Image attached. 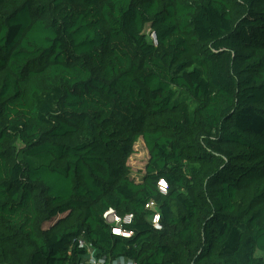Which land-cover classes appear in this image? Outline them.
I'll return each instance as SVG.
<instances>
[{"label":"trees","instance_id":"trees-1","mask_svg":"<svg viewBox=\"0 0 264 264\" xmlns=\"http://www.w3.org/2000/svg\"><path fill=\"white\" fill-rule=\"evenodd\" d=\"M80 239L264 264V0H0V264H87Z\"/></svg>","mask_w":264,"mask_h":264},{"label":"built area","instance_id":"built-area-1","mask_svg":"<svg viewBox=\"0 0 264 264\" xmlns=\"http://www.w3.org/2000/svg\"><path fill=\"white\" fill-rule=\"evenodd\" d=\"M152 39L155 41L154 34L151 33ZM159 187L162 192L165 191L166 183L164 180H160L158 182ZM147 208H151L153 210V213L151 215V224L154 227V229H160V215L157 211L156 204L154 201H150L146 204ZM103 218L107 223H109L112 226V232L116 234H120L125 237H129L132 234V231L130 229L125 228L126 224H129L132 221L133 215L131 213H127L125 215H119L114 208H108L103 213ZM80 246H84L87 249V253L85 255L87 259V264H105V260L101 257H97L94 255V251L92 249V246L89 243H86L84 240L80 239L79 241ZM129 261L125 264H136L134 260L128 259ZM112 264V262L110 263Z\"/></svg>","mask_w":264,"mask_h":264},{"label":"rangeland","instance_id":"rangeland-1","mask_svg":"<svg viewBox=\"0 0 264 264\" xmlns=\"http://www.w3.org/2000/svg\"><path fill=\"white\" fill-rule=\"evenodd\" d=\"M146 32L151 35L150 28H146ZM149 159V152L147 147L145 146L142 138H139L134 146V152L128 159V164L130 166L131 176L135 180H140L143 173L144 168ZM255 255L261 256L264 259V250L256 249ZM127 258L120 257L117 259V262L120 264L121 262H128Z\"/></svg>","mask_w":264,"mask_h":264},{"label":"crops","instance_id":"crops-1","mask_svg":"<svg viewBox=\"0 0 264 264\" xmlns=\"http://www.w3.org/2000/svg\"><path fill=\"white\" fill-rule=\"evenodd\" d=\"M125 263L124 262H121L120 264H125ZM112 264H119V263L117 262V259H116V260L112 261Z\"/></svg>","mask_w":264,"mask_h":264}]
</instances>
